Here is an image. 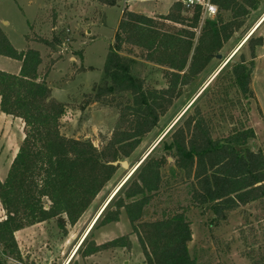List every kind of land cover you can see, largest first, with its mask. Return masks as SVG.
<instances>
[{
	"label": "trees",
	"instance_id": "trees-1",
	"mask_svg": "<svg viewBox=\"0 0 264 264\" xmlns=\"http://www.w3.org/2000/svg\"><path fill=\"white\" fill-rule=\"evenodd\" d=\"M98 1L104 5L116 2ZM211 1L218 12L203 24L201 7L195 6L189 15L181 1L156 17L158 20L130 11L119 21L103 81L86 102H100L119 113L118 127L101 148L89 139L62 134L65 105L52 98L51 88L40 77V51L16 49L0 26V55L21 62L18 74L0 70V110L21 118L25 125V136L7 177L0 179V201L6 211L0 221V264L9 258L24 264L15 232L27 226L54 221L66 236L68 226L80 220L115 177L119 166L111 162L129 158L138 149L260 6V0ZM160 20L179 28L168 29ZM255 33L158 143L162 154H155V148L147 155L112 198L77 251L83 258L111 249L131 251L133 234L145 264H197L189 249L191 223L183 211L162 219H143L145 209L162 188L169 157L173 168L190 182L192 202L206 207L218 220L252 203L264 206V147L251 149L255 131L235 113L240 109L237 92L254 98L252 70L257 48L264 43L263 36ZM45 43L53 45L49 40ZM124 45L139 48L147 60L165 67V87H154L133 75L131 58L122 54ZM245 45L250 59L241 52L238 60H233ZM122 214L131 232L97 243L92 231L119 222ZM245 249L249 264H264V252Z\"/></svg>",
	"mask_w": 264,
	"mask_h": 264
},
{
	"label": "rangeland",
	"instance_id": "rangeland-1",
	"mask_svg": "<svg viewBox=\"0 0 264 264\" xmlns=\"http://www.w3.org/2000/svg\"><path fill=\"white\" fill-rule=\"evenodd\" d=\"M179 1L181 0H116L113 5H104L98 0H0V26L16 49L25 50L31 47L40 51L43 58L39 68L40 77L47 81L52 98L65 105L66 111L60 126L62 134L78 139H89L96 147L101 148L107 144L113 131L118 127L119 113L116 108L103 103L86 102L90 100L95 87L103 81L106 57L110 46L115 42L119 21L130 11L158 20L156 17L170 12L174 3ZM192 10L184 8V13L190 15ZM263 13L264 0H260L259 8L251 12L244 29L235 34L221 51L223 58L212 59L206 71L175 101L169 112L161 118L159 125L143 139L138 149L129 158L124 159L129 162V168L119 165L115 177L101 191L80 220L75 225L68 226L66 236H62L54 221L38 223L24 237L20 236L25 254L24 264H64L69 256L64 260H58L56 255L52 254L50 257L51 251L58 253L61 244L76 245L104 201L130 173L133 166L143 161L155 148V154H162V145L157 146L156 143H159L162 135L175 120L177 122L180 120L184 109L206 89L209 79L221 71L224 67L222 65L232 56L234 49ZM205 19L207 18L202 16L201 24ZM159 22L166 24L171 30L179 28L170 22L161 20ZM199 32L200 29L196 31L197 37ZM255 35L264 38V23ZM45 40L51 41L53 45L46 44ZM122 49V54L132 60L134 76L145 78L154 87H165L164 66L147 60L144 53L135 46L124 45ZM241 52L248 61L250 54L246 45L233 60H238ZM256 54L251 82L254 98L247 99L238 92L235 95L240 102V109L235 112L236 115L255 131V138L249 143L250 147L255 144L254 150L264 147V43L257 48ZM0 57L6 58L2 55ZM24 127L21 118L7 115L0 110L2 181L7 177L22 144L25 136ZM3 209L0 201V221L6 217V211ZM176 211H183L191 223L194 239L191 254L193 257L201 254L203 246V251L208 255L211 253L213 256L215 253L221 259V262L216 264H245L240 259L245 248L264 252V206L252 203L231 211L227 218L218 220L206 207L197 206L192 202L190 182L186 181L182 171L173 168V159H169V165L163 171L162 188L145 209L143 219L148 221L162 219ZM130 232L128 219L122 214L119 222L95 228L92 236L97 243H102ZM131 237L134 248L128 251V258L133 260L138 257V264L144 263V257L138 250L136 236L132 234ZM208 247L210 249L206 250ZM2 250L0 245V255ZM119 250L128 253L124 249ZM121 251L101 253L89 259L77 253L71 264H123L124 256ZM47 256L51 258L48 261ZM114 256L117 257L118 263ZM1 258L4 260L5 256Z\"/></svg>",
	"mask_w": 264,
	"mask_h": 264
},
{
	"label": "crops",
	"instance_id": "crops-1",
	"mask_svg": "<svg viewBox=\"0 0 264 264\" xmlns=\"http://www.w3.org/2000/svg\"><path fill=\"white\" fill-rule=\"evenodd\" d=\"M0 69L4 70V71H7V72H10V73L18 74L20 72V69H21V62L18 61V60H14L13 61L9 57H6V58H1L0 57ZM39 72H40V69H39ZM37 225H38V223L34 224V225H31V226H27V227L15 232V237H16V239L18 241L19 248H20L21 253L23 254V256L25 254H24V252H23L24 250H23V248L21 246L22 244L20 242V236L24 237L26 233H28L31 229H34V227H36ZM80 238H79V240H80ZM79 240H78V242H79ZM78 242L76 243V245L78 244ZM193 243H194V239H192L191 242L189 243L190 254H192ZM64 245L61 244L59 246L60 248H59L58 253H55V252L51 251L50 257H52V254H53V255H56L55 257L58 258V260H61V259L64 260V258H66V256H69V257L66 258V261L64 262V264H71L72 260L69 263H68V261H69L70 257L72 256L73 251L76 248V245H72V244H67V246L66 245L64 246ZM201 248H202L201 249V251H202L201 254L195 255L194 257L192 256L193 258L196 259L197 264H216V263L221 262V259L219 257H217V254L213 253V256H212V254L210 253V255H208L205 251H203V246H201ZM208 249H210V248L209 247L206 248V250H208ZM120 251L121 250H119V249H114V250L111 249V250L101 251V252H99V253H97L95 255H98V254H101V253H109V252L116 253V252H120ZM63 252L65 254H63ZM122 254L124 256V260L122 261L123 264H138V260H137L138 257H135L132 260V258H128L129 257V252L128 253L122 252ZM95 255L89 256L86 259L92 258ZM114 257L117 260V257L116 256H114ZM46 259L48 261V259H51V258H48V256H47ZM240 259L245 264H249V260L243 254L240 256ZM143 261H144V258H143ZM116 263H118V260H117ZM6 264H21V263L9 258ZM141 264H145V263H141Z\"/></svg>",
	"mask_w": 264,
	"mask_h": 264
},
{
	"label": "bare ground",
	"instance_id": "bare-ground-1",
	"mask_svg": "<svg viewBox=\"0 0 264 264\" xmlns=\"http://www.w3.org/2000/svg\"><path fill=\"white\" fill-rule=\"evenodd\" d=\"M264 23V14L262 15V17L256 22V24L252 27V29L247 33V35L243 38V40L237 45V47L234 49V51L232 52V56L243 46L244 42L253 34L255 33L260 26ZM230 57V58H231ZM229 58V59H230ZM228 59V60H229ZM228 60H226V62L222 65L225 66L226 63L228 62ZM219 72V71H218ZM218 72H216L207 82L206 86L208 84H210V82L216 77V75L218 74ZM205 86V87H206ZM193 102V101H192ZM191 103V102H190ZM191 105V104H190ZM189 105V106H190ZM177 121V120H175ZM174 121V123H175ZM174 124H172L171 126H173ZM170 126V128H171ZM169 128V129H170ZM158 144V142L156 143V145ZM144 159V158H143ZM142 162V161H141ZM141 162H138L137 164H135L133 166V168L131 169L130 173H128L120 182L119 184L114 188V190L111 192V194L108 196V198L104 201L103 205L101 206V208L98 210V212L95 214V216L92 218V220L90 221L89 225L87 226L86 230L84 231L83 235L81 236L78 244L76 245V248L73 251L72 257L69 259L68 263L71 262V260L74 258V256L77 254V251L79 249V247L81 246L82 242L84 241V239L88 236V234L90 233V231L92 230V228L94 227L96 221L98 220V218L100 217V215L102 214V212L104 211V209L106 208V206H108L109 202L112 200V198L116 195V193L120 190V188L126 183V181L128 180L129 177H131V174L137 170L139 164Z\"/></svg>",
	"mask_w": 264,
	"mask_h": 264
},
{
	"label": "built area",
	"instance_id": "built-area-1",
	"mask_svg": "<svg viewBox=\"0 0 264 264\" xmlns=\"http://www.w3.org/2000/svg\"><path fill=\"white\" fill-rule=\"evenodd\" d=\"M181 2L187 9L200 6L202 16L206 18H214L218 12L217 6L211 0H181Z\"/></svg>",
	"mask_w": 264,
	"mask_h": 264
},
{
	"label": "water",
	"instance_id": "water-1",
	"mask_svg": "<svg viewBox=\"0 0 264 264\" xmlns=\"http://www.w3.org/2000/svg\"><path fill=\"white\" fill-rule=\"evenodd\" d=\"M215 57L217 58V59H222L223 58V55L222 54H216L215 55ZM194 102V101H193ZM191 106V105H190ZM189 106V107H190ZM188 107V108H189ZM187 108V107H186ZM184 109L185 111L184 112H182V114L184 115V113L188 110V108L187 109ZM177 121H175V123H176ZM175 123H173V124H175ZM173 126H171V128H172ZM170 128V129H171ZM170 129H168L162 136L163 137H161V139H160V141L167 135V133L170 131ZM159 141V142H160ZM251 149L252 150H254L255 149V144H253L252 145V147H251ZM170 160H172V158H169ZM111 164L112 165H114V166H119V165H121L123 168H129V162L127 161V160H116V161H113V162H111Z\"/></svg>",
	"mask_w": 264,
	"mask_h": 264
}]
</instances>
